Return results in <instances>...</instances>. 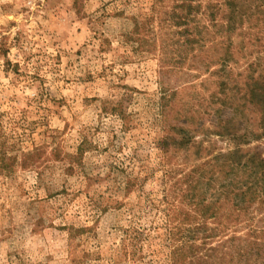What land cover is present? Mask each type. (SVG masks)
Masks as SVG:
<instances>
[{
    "label": "rangeland",
    "instance_id": "rangeland-1",
    "mask_svg": "<svg viewBox=\"0 0 264 264\" xmlns=\"http://www.w3.org/2000/svg\"><path fill=\"white\" fill-rule=\"evenodd\" d=\"M226 2L0 0V264H264V0Z\"/></svg>",
    "mask_w": 264,
    "mask_h": 264
},
{
    "label": "trees",
    "instance_id": "trees-1",
    "mask_svg": "<svg viewBox=\"0 0 264 264\" xmlns=\"http://www.w3.org/2000/svg\"><path fill=\"white\" fill-rule=\"evenodd\" d=\"M225 1H228L226 3H232V0L231 1L230 0H225ZM150 21H152L151 17H150V19L148 18L145 23H142L141 28H144V26L146 24L148 25ZM137 30H140V26L138 24L135 25V32H137ZM249 93H250V102H251V104H253V106L255 108H257L258 111L261 114L262 123H263L262 129H264V86L263 85L262 86H257L256 85L255 87L251 88ZM79 156H80V152H79L78 156L68 157V158H72V159L78 160ZM244 165L245 166L251 165V169L253 171V176H254V177L252 176V178L250 177L253 180L252 187L254 185H255V187L259 186L258 183H257L258 180L256 178L259 175V177L264 180V159H262L260 155L255 154L254 157L248 158ZM261 188H264V186H262Z\"/></svg>",
    "mask_w": 264,
    "mask_h": 264
}]
</instances>
